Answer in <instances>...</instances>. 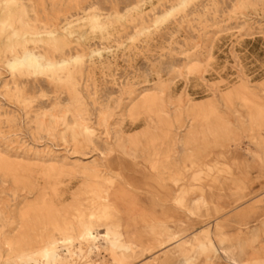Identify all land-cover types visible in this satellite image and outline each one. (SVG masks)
I'll list each match as a JSON object with an SVG mask.
<instances>
[{"label": "rangeland", "instance_id": "1", "mask_svg": "<svg viewBox=\"0 0 264 264\" xmlns=\"http://www.w3.org/2000/svg\"><path fill=\"white\" fill-rule=\"evenodd\" d=\"M22 7L38 31L54 33L28 34L15 21L14 33L7 26L0 30L1 59L20 53L22 47L55 59L77 56L71 64L81 69L75 77L84 98L80 105L71 102L64 88L27 63L16 64L12 74L1 66L0 92L17 81L25 84L27 98L24 110L22 105L0 106V151L10 159L17 155L23 165L19 183L0 173V218L7 229L20 228L21 212L40 202L43 187L58 207L65 205L54 218L65 217L73 224L80 217L87 219L91 206L87 190L104 182L61 166L76 157L96 162L98 174L113 179L109 186L113 207L107 218L96 219L95 227L100 230L101 225L119 221L124 235L132 233L135 245L124 253L127 264H180L188 257H192L188 264H259L257 255L264 248V0H0V21L15 20ZM85 8L98 19L83 25L75 19ZM67 20L74 23L69 31L63 29ZM143 89L169 95L167 103L173 106L181 101L180 116L173 106L167 107V120L145 113L139 100ZM241 96L259 113L249 115ZM59 105L68 108L65 121L70 126L75 121L91 126L101 156L83 142L79 154L71 152V130L54 120ZM75 106L84 109L82 120L72 113ZM102 111L106 114L100 115ZM10 114L16 121H27L18 136L6 121ZM161 124L170 130H144L146 125ZM35 125L40 144L50 141L53 148L40 147L39 152L27 148L28 127ZM104 127L116 135L106 138L101 133ZM161 158L163 162L153 168L154 159ZM214 161L221 165L236 161L233 174L211 170V176H196L203 163ZM51 163L63 171L48 182L43 172ZM178 172L180 179L174 181ZM54 185L56 196L51 195ZM181 187L192 188L180 194L187 199L185 206L173 200ZM193 201L194 212L188 214L185 207ZM121 204L147 206L144 212L151 221L161 219L165 228L129 232L136 217L126 218L129 213ZM33 220V228L23 230L22 249L28 251L36 250L47 236L59 235L46 216ZM171 232L177 238L193 233L202 246L194 242L180 252L171 251L173 243L151 251L137 247L154 246L156 238L166 239ZM239 240H244L243 252L237 255ZM71 247L73 253H64L62 264H119L117 248L104 245L98 254L88 255L87 242L75 241ZM2 254L12 255L6 250ZM6 264L23 263L13 258Z\"/></svg>", "mask_w": 264, "mask_h": 264}, {"label": "bare ground", "instance_id": "2", "mask_svg": "<svg viewBox=\"0 0 264 264\" xmlns=\"http://www.w3.org/2000/svg\"><path fill=\"white\" fill-rule=\"evenodd\" d=\"M8 1L10 0H4V2H8ZM21 12H22V15L17 16V18H15V20L13 21L11 20L0 21V30H2L4 27L7 26V27H10L11 32L14 33L15 28H14L13 23L17 21L22 26L24 32L28 34L51 35L54 33V30H46V29L43 31H38V29L35 26H33V24L29 23L28 20H26V17H25L26 9L24 7H22ZM91 18H94L95 20H97L98 19L97 14L93 11L89 12L88 9L85 8L84 14L81 17L75 19V21L80 20V22L83 25H85L91 21ZM101 23L98 22V24H101ZM73 25L74 23H72L71 20H67L65 24L63 25L64 26L63 29H65L66 31H69L71 26ZM90 26L93 27L92 24ZM32 28H33V31H31ZM76 57L77 56H69V57H61L60 59H55L52 56H48L42 53H37L32 49L22 47V50L20 53L17 52L10 57L3 56V59H1L0 57V64H2L0 65V68L2 66L5 69V71H7L9 74H12L13 72L12 69L13 67H15L16 64L27 63L29 66L36 68L39 71H42V74L48 79L54 80L56 85H59L66 90L69 96L68 98L71 102H75L76 104L80 105V100H82L84 96L81 90L79 89V81L76 79L75 73L80 72L81 69L75 68V64H71L72 61ZM195 68H196L195 65H192L189 67V69H192V70ZM13 84H14L13 88L6 87L5 88L6 90L4 92H0V106L5 105V103L12 104L13 106L22 105L21 108H23L24 110L23 106H26L27 104V101H26L27 98L24 94L25 84L19 83L17 81H13ZM6 85L7 84H5V86ZM144 91L145 89L139 92V100H140V103H141V106L144 112L151 116L157 117L158 120H162V121L165 120L166 117L169 116V108L167 107L173 106L171 105V103H167L168 102L167 98L170 96L167 95V98H165V95L161 91L159 93H154V92L144 93ZM241 99L243 101L246 100L245 101L246 105L249 106L248 107L249 115L259 113L257 111L255 113L252 110L253 108L250 107V105L247 103L248 102L247 97L241 96ZM173 107L176 108V110H178V113H176V117L180 116L181 109H182L181 101H177L176 106H173ZM67 111H68V108L59 105L56 115L54 116L55 117L54 120L56 122H59L60 124H63L66 129L71 130V136H70L71 152L73 153L76 152L79 154L80 150L84 146L83 143H85L86 145L88 144L87 146L90 147L92 150H97L98 155L101 156L102 151L98 150L95 146L96 144L93 139L94 134H93V129L91 128V126L87 125L86 123L82 121L80 122L75 121L74 124L70 126L65 121ZM26 112L27 111H25V113ZM72 113L80 117V120H82V115L85 112H84V109L79 108L78 106H75L73 108ZM105 114H106V111L100 112V115H105ZM5 118H6V121L9 123V129L15 132L14 135L15 136L20 135L21 134L20 126L26 123L27 121L25 120L24 122L23 119H19L16 121V117L14 114L6 115ZM177 120L179 121V119ZM31 121L35 123L36 121H38V119L34 118ZM31 121H28V122H31ZM28 128H29V136L31 137V141H30L31 143L30 142L26 143V145L28 146L27 147L28 149H32L34 150V152H39L40 147H46L47 151L49 148H53L54 144L50 141L40 144L41 137L35 136L34 134L36 130V125L33 127L29 126ZM151 128H153V130L157 129V131L166 130L168 132V130H170V128L165 127L162 124L160 126L156 125L153 127H151L150 125H146L144 127V130L146 131V133H148L150 130H152ZM50 130L51 128H46V131L48 132L47 133L48 136H53ZM101 133L104 134L106 138L110 134H113V136L116 135L115 131L112 132V130L107 127H104ZM1 137L2 139L6 138V136H1ZM80 142H83V143H80ZM106 145H107L106 150L110 151L111 149L110 143H106ZM15 158H18V156L16 155V157H13L12 159H10L8 155L0 151V173L4 176H10V178L12 179V183H19L21 179L19 170L23 169V165L22 164L20 165L19 159L17 160ZM74 158L75 159L73 161L69 163L67 162L62 163L61 166L62 167L70 166L72 168L79 169L82 174H86L87 176H90L92 179L103 180L104 182V184L100 182H96L97 184L89 187L87 190V192L90 193V198L88 199L91 205L90 212L87 215V219H83L80 217L75 222V224H73L71 221H68L67 219H65V217H63L62 220H57L56 218H54L56 216L55 213L58 212L61 208L64 209L63 206L65 205H61L60 207H58L51 198L47 197L49 196V192H47L43 187L40 202L35 203L33 205L31 204L27 205L24 208V210L21 212L20 219H21L22 225L19 226L20 228L18 230L13 231L14 228L7 229L5 221L4 220L2 221L0 218V264H6L8 259H13V258H17L18 260H21L23 264H62L61 262L63 261V254L69 253L71 255L73 253L71 245L75 241L88 243V249H87L88 255L91 253L98 254L104 245L109 248H117L119 251H121V253L119 257L118 256L115 257V261L118 262L119 264H127V261H126L127 256L125 257L124 253L125 251L131 250L133 245H135L134 237L132 236V233L126 232L124 235L120 230L119 221L115 223L114 225H109V224L101 225L99 226L100 230L95 227L96 219L107 218L110 215L109 206L113 207L114 203L111 202L112 200L111 201L109 200V193H110L109 186L112 185L113 179L112 177H103L102 175L98 174L96 162L86 163V162H83V160L79 158H76V157ZM49 160L51 161L52 158H50ZM162 162H163V158L154 159L153 168L157 169L159 167L158 164ZM54 163L47 165L45 168V171L43 172V178L46 179V181L48 182L54 181L57 177H59V175L63 171V168L56 166ZM235 164H236V161L232 162L230 165H226V164L221 165L218 161H214L213 163H209V162L203 163L204 168L198 169L196 176H199V175L211 176V174L209 173L211 170H217V171H221L225 173L229 172V174L232 175L233 173L231 174L232 171L230 170H232V168L235 169V166H236ZM172 179L174 181H177L178 179H180V173L178 172L176 175H174V177H172ZM51 190H52L51 195L56 196L58 194V189L57 187H55V185L51 188ZM191 190L192 188L181 187L177 192L175 191L176 193L174 194V197H173L174 202L178 205L185 206L187 199L183 198L180 194L181 192L189 193L191 192ZM15 194H16L15 192L12 193L13 196ZM118 195H119V191L117 190L114 193L115 200H117ZM193 204H194V201L192 203L189 202V205L185 207L186 209L185 211L188 214H191L194 212ZM130 207L132 208L133 206H130ZM133 208H136V207H133ZM130 214L131 213H129V216ZM1 215L3 216V213L1 212V209H0V216ZM39 215L46 216V218L48 219L47 220L48 225L54 228L55 230H57L59 235L58 236H55V235L47 236L44 240H42L41 246H38L36 250L28 251V250L22 249V244L24 242V238L26 237L23 230L27 229L28 227L32 229L33 222L35 221L33 220V218ZM151 219L152 218H150V216L146 212L140 210V212L136 216L131 226L134 225L133 228H136V230H139V231L144 230V228L151 229V230H157L162 227L165 228V223L161 219L153 218L152 221ZM75 230H77L76 233H75ZM177 236H178L177 233L171 232L170 236H168V238L166 239L160 240L156 238L154 246L150 244L148 245L146 244V246L140 245L137 247L143 251H151L153 248L158 247L159 245H162L164 243H166V246L163 248H166L168 245L173 243L174 246L171 248V251L180 252L181 250L187 251L190 246L194 245V242L198 243V247L202 246V244L197 240V237L193 233L184 235L182 238L181 237L177 238ZM243 241L244 240H239L237 242V245H238L237 255H240L239 253L243 252V247H242V244L244 243ZM101 245L103 246L101 247ZM2 250H6L10 252V254L12 253V255L4 256L2 254ZM222 252L224 253V256L226 257V259L228 260L231 259V257L227 254V252H225V250H222ZM191 260H192V257L185 258L180 264H188ZM257 261L259 262V264H264V248H262V253H259L257 255Z\"/></svg>", "mask_w": 264, "mask_h": 264}, {"label": "crops", "instance_id": "3", "mask_svg": "<svg viewBox=\"0 0 264 264\" xmlns=\"http://www.w3.org/2000/svg\"><path fill=\"white\" fill-rule=\"evenodd\" d=\"M125 203L127 204V202L125 201ZM136 205V204H135ZM146 205V204H145ZM122 207H124V208H122ZM144 207V206H143ZM143 207H140V205H136V208H131L130 206H128V205H124V204H121V208H122V210L123 211H125V213H131V215L130 216H128L127 215V217L126 218H131V217H133V218H135L137 215H138V213L140 212V210H142V211H144V209L145 208H143ZM145 207H147V206H145ZM148 209V208H147ZM137 210V211H136ZM134 213V214H133ZM133 215V216H132ZM125 216V215H124ZM134 230V228L132 227L131 229H130V231L129 232H132ZM171 264H173V263H171ZM174 264H176V263H174Z\"/></svg>", "mask_w": 264, "mask_h": 264}]
</instances>
